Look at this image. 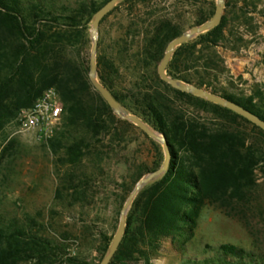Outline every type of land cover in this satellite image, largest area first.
<instances>
[{
	"label": "rangeland",
	"instance_id": "rangeland-1",
	"mask_svg": "<svg viewBox=\"0 0 264 264\" xmlns=\"http://www.w3.org/2000/svg\"><path fill=\"white\" fill-rule=\"evenodd\" d=\"M54 1L61 8L80 3L101 4L105 0ZM211 1L213 5H197L192 0L123 2L102 21L99 29L98 58L113 66L109 75L114 92L130 107L139 109L141 99L157 95L172 111L189 115L213 129L228 127L243 131L262 159L256 171V186L247 203L230 204L222 209L206 207L196 235L186 244L184 252L165 240L151 264H206L205 260L213 258L224 244L251 251L264 260V130L255 129L256 125L233 115L217 114L196 101L176 97L159 83L158 64H150L144 56L145 41L156 26L154 19L170 17L183 33L198 26V16L210 10L213 15L209 19L214 16L216 0ZM225 1L224 39L213 49L218 56L219 72L214 85L220 93L236 99L253 97L257 107L264 111V0ZM90 29L91 22L87 26L89 43L85 46L89 59ZM192 41L200 43L198 36ZM211 52L199 44L195 56L192 59L187 56L188 75L208 80ZM99 97L92 88L87 100L98 106ZM105 118L107 127L98 137L92 136L83 125L75 129L77 136H86L90 145L84 158L75 165L64 150L54 151L49 142H37L18 123L0 132V150L6 139H15L0 164V223L15 221L34 226L42 236L62 245L57 264H100L116 233L127 197L138 181L155 168L156 145L164 159L162 145L137 126L121 122L114 113L106 114ZM30 218L35 222H29Z\"/></svg>",
	"mask_w": 264,
	"mask_h": 264
},
{
	"label": "trees",
	"instance_id": "trees-1",
	"mask_svg": "<svg viewBox=\"0 0 264 264\" xmlns=\"http://www.w3.org/2000/svg\"><path fill=\"white\" fill-rule=\"evenodd\" d=\"M108 1L57 8L54 0H0V132L8 125L18 123L20 112L33 106L37 99L53 88L64 106V122L63 129L49 144L54 151L64 150L72 165L84 158L90 145L86 136H77L75 129L83 125L92 136L98 137L107 127L105 115L113 114L102 97H99L98 106L89 104L87 100L88 93L94 88L89 80V57L85 51L89 43L87 26ZM129 1L132 0L124 3ZM140 1L146 3L151 0ZM192 1L197 5H213L211 0ZM211 15L213 10L198 16L197 25L207 21ZM153 23L156 26L145 41L144 56L150 64L159 65L167 44L182 33L170 17L154 19ZM225 24L223 16L218 27L198 36L200 43L190 41L180 46L168 65V75L236 102L264 120V111L257 107L253 97L236 99L220 93L214 85L219 72L216 68L218 56L213 49L224 39ZM199 44L203 49L212 50L208 80L187 73L190 70L187 56L192 59ZM110 66L98 58L100 82L126 109L165 134L172 152L168 172L145 187L134 201L124 238L110 263L151 264L165 240L184 252L186 244L196 235L206 207L222 209L230 204L247 203L256 186V171L262 159L243 131L228 127L213 129L189 115L172 111L157 95L141 99L139 109L130 107L114 92V83L109 75L113 66ZM158 81L178 98L196 101L217 114L233 115L250 123L226 108L177 91L161 79ZM121 122L128 123L125 120ZM254 128L258 129L257 126ZM14 143L13 138L4 141L0 164ZM156 147L158 159L152 171L158 169L164 160L158 145ZM28 220L35 222L32 218ZM32 227L15 221L0 223V264L31 261L34 264H57L63 246L53 243L42 236L38 228ZM259 258L251 251L224 244L205 263L264 264V260Z\"/></svg>",
	"mask_w": 264,
	"mask_h": 264
},
{
	"label": "water",
	"instance_id": "water-1",
	"mask_svg": "<svg viewBox=\"0 0 264 264\" xmlns=\"http://www.w3.org/2000/svg\"><path fill=\"white\" fill-rule=\"evenodd\" d=\"M125 1L126 0H109L93 15L91 19L90 40L92 43V47L89 59V80L93 87L104 99V101L108 104L112 112L118 118L134 124L145 135H147L158 144L162 145L164 151V160L162 165L158 169L143 176L127 197L120 211L119 224L116 233L100 264L111 263L124 238L127 228L128 214L133 206L134 201L145 187L157 181L168 172L172 160V152L166 135L157 131L137 115L130 113L119 101H117L111 91L100 82L98 77V48L100 25L105 17L109 15V13H111L116 7H118ZM225 8V0H216L215 14L211 19L198 26L192 27L190 30L183 32L181 35L171 40L167 44L164 56L158 65V75L162 81L170 85L173 89L226 108L264 130V120L253 112L245 109L236 102L228 100L218 94L206 90L205 88H200L196 85L174 79L169 76L167 72L168 65L171 62L175 51L185 43L192 41L195 37L205 34L218 27L222 22Z\"/></svg>",
	"mask_w": 264,
	"mask_h": 264
},
{
	"label": "built area",
	"instance_id": "built-area-1",
	"mask_svg": "<svg viewBox=\"0 0 264 264\" xmlns=\"http://www.w3.org/2000/svg\"><path fill=\"white\" fill-rule=\"evenodd\" d=\"M17 122L22 131L32 134L37 142L48 143L64 122V106L57 91L47 90L33 106L20 112Z\"/></svg>",
	"mask_w": 264,
	"mask_h": 264
}]
</instances>
